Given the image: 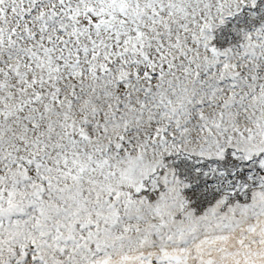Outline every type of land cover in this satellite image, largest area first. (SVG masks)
Masks as SVG:
<instances>
[{
    "label": "snow or ice",
    "instance_id": "obj_1",
    "mask_svg": "<svg viewBox=\"0 0 264 264\" xmlns=\"http://www.w3.org/2000/svg\"><path fill=\"white\" fill-rule=\"evenodd\" d=\"M0 264H264V0H0Z\"/></svg>",
    "mask_w": 264,
    "mask_h": 264
}]
</instances>
